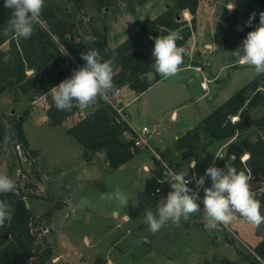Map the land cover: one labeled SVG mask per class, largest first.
<instances>
[{"label":"rangeland","instance_id":"1","mask_svg":"<svg viewBox=\"0 0 264 264\" xmlns=\"http://www.w3.org/2000/svg\"><path fill=\"white\" fill-rule=\"evenodd\" d=\"M52 1L59 16L81 37L90 36L92 27H105L110 47L166 10L177 13L181 31H190L183 45L187 54L179 70L169 77L155 70L160 76L157 82L139 95L134 91L120 92L119 103L132 128L146 125L153 130L150 145L176 170L189 171L188 161L195 159L198 161L195 172L202 176L208 166L218 163L227 142L212 141L202 134L194 154L184 157L175 148L174 136L190 130L257 76L254 66L241 63L231 53L245 36L231 47H219L214 41L220 12L240 6L245 0H198L194 23L188 10H175L176 0H82L81 8L71 0ZM185 12L189 13L188 18L184 17ZM153 47L149 46L147 51L151 56ZM149 78H154V73ZM51 99L52 91L21 94L11 90L0 97V112L9 122L23 110H30L24 130L32 146L29 148L38 151V155L25 153L12 140L1 144L0 172L8 174L14 180L13 189L24 195L34 229L41 232L39 236L47 239L48 234L55 249V262L92 264L96 255H103L112 264H250L249 250L237 239L231 243L229 231L218 225L215 229L205 227L202 208L188 220L181 219L179 224L169 221L160 231L152 233L144 215L150 208L155 210L162 195L152 197L150 192L156 186L167 188L162 181L160 160L148 148H141L126 164L115 169L109 167L102 152L94 154L91 162L85 161L82 146L66 128L71 120L90 113L99 104L98 98L87 109L80 108L73 118L55 126L46 120ZM263 113L264 107H257L251 116L258 118ZM254 131L251 128L241 135L254 139ZM123 138L128 140L131 135L125 133ZM163 146L166 148L162 149ZM250 184L253 189L259 187L253 177ZM210 185V178L205 177L203 187ZM33 193L40 197H31ZM117 193L128 197L125 207L110 198ZM203 195L202 188L200 197ZM258 198H262L260 194ZM46 211H50L49 217L43 216ZM122 215L127 220L120 224L125 218ZM117 224L122 226L117 228ZM229 226L252 249L264 237V223L257 227L239 218L232 219ZM124 231L126 237L117 242L115 237Z\"/></svg>","mask_w":264,"mask_h":264},{"label":"trees","instance_id":"2","mask_svg":"<svg viewBox=\"0 0 264 264\" xmlns=\"http://www.w3.org/2000/svg\"><path fill=\"white\" fill-rule=\"evenodd\" d=\"M71 1L78 8L83 5L82 0ZM197 6L198 0H176L174 3L175 10H188L193 23ZM261 11H264V0H245L240 6L224 8L215 25L216 45L231 47L236 44L259 23ZM253 12L256 13L253 24L245 25ZM10 15V9L4 7L3 0H0V97L11 90L21 94L51 91L54 85L69 77L85 63L81 53L88 48H94L104 59L112 60L114 87L107 94H112L117 87L127 86L139 95L160 79L153 67L155 58L146 52L149 45H154L153 38L177 31L182 37L177 44L183 47L190 36L189 30L181 31L178 14L171 10L156 16L115 47L109 46L105 27H92L90 36H94L95 40L91 43L74 33L64 18L59 16L52 0H45L35 30L28 39L17 38L12 33L3 34ZM239 26H243V30ZM5 56L9 57L7 61L4 60ZM150 73H154V78L148 77ZM97 98L99 104L70 126L67 133L82 146L85 161L91 162L94 154L103 152L109 167L115 169L126 164L139 150L133 147L132 138H123L125 133L132 136L130 126L103 96ZM257 107H264V74L247 82L198 120L194 127L184 132L176 139V150L184 157L194 154L202 134L212 141H225L227 144L224 155L216 165L223 167L225 163L231 164L238 170L247 174L250 172L252 176H260L264 180V113L258 118L251 116V111ZM78 109V102L74 101L71 110H57L51 99L46 109L49 125L62 123ZM29 113L27 108L9 122L0 112V145L12 140L25 153L38 155L37 150L29 148L23 129ZM234 116L236 119L232 121ZM251 128L255 129L252 132L254 139L250 135H241V132ZM233 137L236 139L232 140ZM243 154H248L245 162L241 161ZM30 196L40 197L34 193ZM0 199L5 200L13 209L10 218L0 226V264H61L53 261L54 250L46 237H40L41 232L34 229L35 223L32 222L30 210L21 191L13 189L0 194ZM50 215V211L43 214L44 217ZM253 250L264 262V238ZM248 256L249 260L263 264L253 255ZM92 264H105V259L103 256H96Z\"/></svg>","mask_w":264,"mask_h":264},{"label":"clouds","instance_id":"3","mask_svg":"<svg viewBox=\"0 0 264 264\" xmlns=\"http://www.w3.org/2000/svg\"><path fill=\"white\" fill-rule=\"evenodd\" d=\"M3 5L11 11L3 34L12 33L17 38H30L45 0H3ZM255 18L256 13H251L245 25L251 26ZM239 27L243 30V26ZM86 39L91 43L95 37L88 36ZM153 39V67L165 77L175 75L187 54L186 49L177 44V41L182 39L181 35L170 31ZM64 52L68 54L66 50ZM231 53L241 63L254 66L257 75L264 74V11L259 14V23L247 32L242 44ZM81 58L85 63L52 87V98L57 110H71L74 101L78 102L81 109H87L98 96H105L114 87L111 59H104L94 48H88L86 52L81 53ZM8 59L9 57H4L5 61ZM197 163L198 161L193 159L189 167L195 169ZM187 176L188 169L177 172L170 181V191L167 195L159 200L154 211L150 208L145 212L144 222L152 233L160 231L169 221L179 224L181 219L188 220L192 213L200 211L201 208L206 221L205 227L208 229H215L218 224H229L233 213H239L257 227L264 223L261 200L258 198L259 194L264 193V185L259 188V192L253 190L250 184L252 177L245 171L226 163L223 167L215 163L208 166L205 174L195 180L198 187L205 185V177L211 180L210 186L203 187V197L193 191ZM14 186V180L8 174L0 172V194L11 192ZM110 198L118 200L124 207L128 203V197L119 193ZM12 214L11 206L0 199V226H3Z\"/></svg>","mask_w":264,"mask_h":264},{"label":"built area","instance_id":"4","mask_svg":"<svg viewBox=\"0 0 264 264\" xmlns=\"http://www.w3.org/2000/svg\"><path fill=\"white\" fill-rule=\"evenodd\" d=\"M188 12L184 13V17L188 18ZM39 22L41 24H43L40 20ZM62 46V45H61ZM120 92H122L121 87H117L113 90L112 94H106L105 96H103L107 102L116 110V112L120 115L121 119L124 120L128 125L129 122L125 117V113L123 111V108L120 106ZM236 119V117H232V121H234ZM130 126V125H129ZM130 128L132 129L133 133L131 138L133 139V147L137 148V149H141V148H148L149 151L152 153V155L157 158L158 160H160L161 164H162V170H163V174H164V178H163V182H165L167 184V188L166 190H163L162 188L156 186L151 192L150 195L152 197H157L159 195H162V197H165L168 193V191H170V181L172 180V178L174 177V175L178 172L177 170H175L171 165H169L161 156L160 154L157 152V150H155L151 145H150V138L153 134V130H150L146 125H143L141 128L139 129H134L130 126ZM157 133V132H155ZM16 148H19V145H16ZM247 155L243 154L241 156V161L245 162ZM193 159H190L188 161V167H189V163L192 161ZM144 169H147L146 166H144ZM189 171H188V176L187 178L190 179L191 183H190V187H192L193 191H197L200 197V193L201 190L203 188V186L198 187L195 184V180L196 178L199 177V175H197V173L195 172V169H192L191 167H189ZM248 175L252 176L250 174V172H248ZM254 180L257 181V177L252 176ZM258 182V181H257ZM260 184V182H258ZM262 185L260 184V186L255 189L257 192H259V188ZM157 189H159V191H157ZM264 193H261V197ZM262 199V198H259ZM202 204V203H201ZM203 205V204H202ZM243 219L245 222H248L244 217H242L239 213H233V219ZM120 224H117V226H119ZM218 226L222 227L225 231H229L230 235H231V239H237L239 240L240 243H242V245H244L245 247H247V249L249 250L250 254L253 255L259 262L263 263L264 262L261 260V258L255 253V251L248 247L235 233L234 231L230 228L229 224L225 225V224H218ZM54 261V259H53Z\"/></svg>","mask_w":264,"mask_h":264},{"label":"crops","instance_id":"5","mask_svg":"<svg viewBox=\"0 0 264 264\" xmlns=\"http://www.w3.org/2000/svg\"><path fill=\"white\" fill-rule=\"evenodd\" d=\"M149 46H150V47H153V45H149ZM149 46L147 47L146 52L148 51ZM188 66H189V65H188ZM148 77H149V74H148ZM121 89H122V92H123L124 94H126L128 91H132V90L129 89L127 86H122ZM51 91H52V90H51ZM51 91H50V92H51ZM95 107H96V106H95ZM79 109H80V107H79ZM79 109H78V110H79ZM75 113H76V112H75ZM75 113H74V114H75ZM74 114L71 115V116H69L67 119H69V118H73ZM84 116H85V115H84ZM79 119H80V118H77L76 120H74V119L71 120L70 123H69V125H68V127L66 128V131H67V129H68L70 126H72L74 123H76ZM46 120H47V118H46ZM47 121H48V120H47ZM23 129H24V123H23ZM24 133H25V130H24ZM179 137H180L179 134H176V135L174 136L175 139H178ZM28 141H29V140H28ZM29 145H30V147H32L30 142H29ZM164 148H166V146H163V147H162V149H164ZM32 149H33V148H32ZM162 149H161V150H162ZM138 150H140V149H138ZM102 153H103V152H102ZM162 153H164V151H162L161 154H162ZM103 154H104V153H103ZM246 155H247V157H246V159H247V158H248V154H246ZM104 156H105V155H104ZM163 159H164V158H163ZM164 160H165V159H164ZM105 161H106V159H105ZM165 161H166V160H165ZM166 162H167L169 165H171L173 168L175 167V166H173V164H171L169 161H166ZM212 162H213V159L211 160V163H212ZM213 163H214V162H213ZM213 163H212V164H213ZM212 164H211V165H212ZM187 165H188V164H187ZM144 166H146V165H144ZM144 166H143V167H144ZM146 167H147V166H146ZM174 169H175V168H174ZM175 170H176V169H175ZM177 171L180 172V170H177ZM259 177H260V176H259ZM254 181H256V180H254ZM262 181H263V180H262ZM256 183H258V182L256 181ZM258 185L260 186L259 183H258ZM204 186H205V185H204ZM253 190H255V189H253ZM201 191H202V190H201ZM69 198H70V196L68 197V199H69ZM69 206H71V205H69ZM75 213H76V212H75ZM76 214H77V213H76ZM114 214H116V211H114ZM65 216H68V213H66ZM122 217H125V218L121 219V222H119L120 224H122V222L125 223L126 220H127V216H126V215H122ZM122 217H121V218H122ZM235 219H236V218H235ZM121 226H122V225H121ZM121 226H117V225H116L117 228H119V227H121ZM125 228H127V227H125ZM125 228H124V229H125ZM221 231H222V230H221ZM120 237H121V238H122V237H126V233H125V231H124V232H120V233L115 237V238H116L115 240H117V242H118V240L121 239ZM119 238H120V239H119ZM263 238H264V237H263ZM263 238H261L260 241H261ZM47 239H48V241L51 243L48 234H47ZM115 242H116V241H115ZM258 242H259V241H257V243H258ZM257 243H255V245H256ZM50 245L52 246V243H51ZM113 245H114V244H113ZM52 248H53V250H54V252H55V249H54L53 246H52ZM238 252H240V251L238 250ZM56 254H58V253H56ZM239 254H241V252H240ZM96 256H97V255H96ZM96 256H95V257H96ZM101 256H103V255H101ZM95 257H94V258H95ZM104 259H105V258H104ZM105 261L107 262V264H112V262H110V261L107 260V259H106Z\"/></svg>","mask_w":264,"mask_h":264},{"label":"water","instance_id":"6","mask_svg":"<svg viewBox=\"0 0 264 264\" xmlns=\"http://www.w3.org/2000/svg\"><path fill=\"white\" fill-rule=\"evenodd\" d=\"M179 18V16L177 17V19ZM261 177H257V181L260 182L261 185H264V182L261 181ZM261 200V214L264 215V194L262 195V199ZM5 236L7 237V234H5ZM250 264H255L254 261H251Z\"/></svg>","mask_w":264,"mask_h":264}]
</instances>
